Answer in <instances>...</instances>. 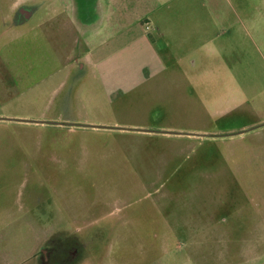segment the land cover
I'll return each instance as SVG.
<instances>
[{
  "label": "rangeland",
  "instance_id": "obj_1",
  "mask_svg": "<svg viewBox=\"0 0 264 264\" xmlns=\"http://www.w3.org/2000/svg\"><path fill=\"white\" fill-rule=\"evenodd\" d=\"M218 3L228 18L211 39L204 23L184 34L186 74L76 88L119 123L93 131L51 116L73 85L19 68L33 43L13 45L6 21L34 0H0V264H264V0ZM122 45L126 64L150 62L141 42ZM98 97L113 103L89 106Z\"/></svg>",
  "mask_w": 264,
  "mask_h": 264
},
{
  "label": "crops",
  "instance_id": "obj_2",
  "mask_svg": "<svg viewBox=\"0 0 264 264\" xmlns=\"http://www.w3.org/2000/svg\"><path fill=\"white\" fill-rule=\"evenodd\" d=\"M196 2L197 0H34V7L23 10L19 16L17 13L24 4L15 5L6 21V34L16 32V37L11 38V41L17 44L13 45L25 46L28 41L33 43V56L36 59L20 61L19 68L39 69L40 81L36 80V83L51 82L55 85V91L63 90L68 84L73 85V93L69 92L56 101H50L51 105L58 107L51 114L52 118L60 124H74V129L76 125L88 122L90 125L85 124V128L98 131L99 124L119 123L95 119L87 111L88 104L78 93H74L76 88L88 81H93L103 93L109 88H121L122 80L118 82L117 79L125 71L133 74L141 70L153 78L163 73L171 76V80L174 75L186 74L184 68L179 67L181 52L184 51L185 32L193 29L196 33L204 23L207 31L212 28L211 34L206 36L211 39L218 19L224 23L228 18L227 9L218 0H205L202 4ZM155 14L159 21L154 17ZM35 15H40V21L33 28L17 32L21 25ZM203 18L206 22H201ZM152 20L155 23L154 29L151 26ZM124 37L127 38V46L141 42L147 47L150 62L145 61L140 68L131 67V63L126 64L123 60ZM9 47H6V52H9ZM6 59L10 63L9 55ZM16 81L19 83L20 78ZM166 85L168 90L180 89V86ZM107 102L113 103L111 98H103L89 101V106L100 108L107 105Z\"/></svg>",
  "mask_w": 264,
  "mask_h": 264
},
{
  "label": "flooded vegetation",
  "instance_id": "obj_3",
  "mask_svg": "<svg viewBox=\"0 0 264 264\" xmlns=\"http://www.w3.org/2000/svg\"><path fill=\"white\" fill-rule=\"evenodd\" d=\"M33 7L34 6H32V5H26V4H24L22 6V8L18 11L17 15L19 16L23 10H29V9H32Z\"/></svg>",
  "mask_w": 264,
  "mask_h": 264
},
{
  "label": "water",
  "instance_id": "obj_4",
  "mask_svg": "<svg viewBox=\"0 0 264 264\" xmlns=\"http://www.w3.org/2000/svg\"><path fill=\"white\" fill-rule=\"evenodd\" d=\"M245 132H247V131H242L241 133H245Z\"/></svg>",
  "mask_w": 264,
  "mask_h": 264
}]
</instances>
